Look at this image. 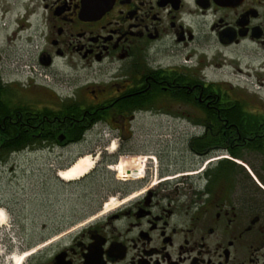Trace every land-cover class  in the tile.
<instances>
[{"label":"flooded vegetation","instance_id":"flooded-vegetation-1","mask_svg":"<svg viewBox=\"0 0 264 264\" xmlns=\"http://www.w3.org/2000/svg\"><path fill=\"white\" fill-rule=\"evenodd\" d=\"M143 113L190 126L201 176L120 190V208L21 264H264V0H0V172L99 123L116 163Z\"/></svg>","mask_w":264,"mask_h":264},{"label":"rangeland","instance_id":"rangeland-1","mask_svg":"<svg viewBox=\"0 0 264 264\" xmlns=\"http://www.w3.org/2000/svg\"><path fill=\"white\" fill-rule=\"evenodd\" d=\"M205 72L214 83L233 73L232 69ZM241 78V86L251 85L247 77ZM250 87L254 89V86ZM68 91L65 87L63 93ZM190 132V126L186 124L179 127L162 125L154 114L143 113L129 125L125 133L129 141L122 147L123 155L116 163L109 161L120 151L119 147L117 145L113 153L109 149L113 143L117 144V131L108 130L103 123L85 135L83 144L6 159L0 172V209L7 215V223L6 227L0 225V251L2 246L10 243L11 257H22L53 240L57 243L66 233H75L103 220L121 207L122 201L117 199L120 190L139 187L131 196L140 194V197L146 187H155L166 178H176L167 181L174 183L183 175L204 171L209 158L194 165L195 159L187 148L189 138L186 134ZM90 155L98 162L90 175L70 183L58 178L59 170L68 169L80 157ZM110 165L112 171L108 169ZM155 166L158 169L169 167V170L157 178L155 171L152 172L151 182L144 185L149 175L146 168L155 170ZM0 256V263L11 264L4 259L6 255L0 252Z\"/></svg>","mask_w":264,"mask_h":264},{"label":"bare ground","instance_id":"bare-ground-1","mask_svg":"<svg viewBox=\"0 0 264 264\" xmlns=\"http://www.w3.org/2000/svg\"><path fill=\"white\" fill-rule=\"evenodd\" d=\"M116 150V145L111 146L110 151L113 153ZM97 159L93 156H82L74 162L68 169L59 170L57 173L58 177L64 182L79 181L80 179L91 174V171L97 164ZM113 203V202H112ZM111 203V204H112ZM110 204V205H111ZM113 205V204H112ZM7 223L5 213L0 209V225L4 226ZM22 259L19 256L11 257V262L14 264H21Z\"/></svg>","mask_w":264,"mask_h":264},{"label":"trees","instance_id":"trees-1","mask_svg":"<svg viewBox=\"0 0 264 264\" xmlns=\"http://www.w3.org/2000/svg\"><path fill=\"white\" fill-rule=\"evenodd\" d=\"M7 159V158H6ZM4 159H2V161H3ZM111 164V163H110Z\"/></svg>","mask_w":264,"mask_h":264}]
</instances>
